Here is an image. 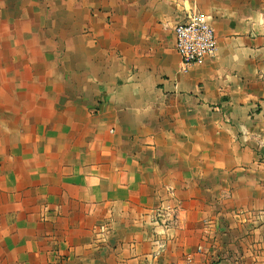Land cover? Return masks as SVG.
I'll return each mask as SVG.
<instances>
[{
	"label": "crops",
	"instance_id": "1",
	"mask_svg": "<svg viewBox=\"0 0 264 264\" xmlns=\"http://www.w3.org/2000/svg\"><path fill=\"white\" fill-rule=\"evenodd\" d=\"M0 264H264V0H0Z\"/></svg>",
	"mask_w": 264,
	"mask_h": 264
},
{
	"label": "built area",
	"instance_id": "2",
	"mask_svg": "<svg viewBox=\"0 0 264 264\" xmlns=\"http://www.w3.org/2000/svg\"><path fill=\"white\" fill-rule=\"evenodd\" d=\"M174 47L182 65L196 64L212 57L216 50V38L209 16L190 12L173 27Z\"/></svg>",
	"mask_w": 264,
	"mask_h": 264
}]
</instances>
